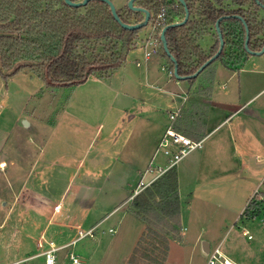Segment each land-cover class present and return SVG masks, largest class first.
<instances>
[{"label": "rangeland", "instance_id": "1", "mask_svg": "<svg viewBox=\"0 0 264 264\" xmlns=\"http://www.w3.org/2000/svg\"><path fill=\"white\" fill-rule=\"evenodd\" d=\"M112 1L115 5L121 2ZM127 2L128 0L126 6ZM154 4L156 3L151 7L153 11L156 10ZM126 6L122 9L123 12H134ZM125 16L130 20L134 19L131 15ZM260 17H264V12H259L258 18ZM152 27L149 21L138 32L132 40V49L129 50L125 62L112 70L108 77L103 78L102 83L93 82L94 75H90L82 83L52 86L38 77L31 66H22L5 77L0 74V159L7 162L12 158L16 161V165L8 167L3 174L0 173V219L9 211L14 198L11 189L15 193L23 185L27 190L46 197L42 203L47 208L44 217L33 211L24 214L29 220H40L41 228L45 227L50 212L54 209L53 204L58 202L53 220L59 221L66 216L65 223L73 226L81 223L79 229L83 234L79 233L77 227L71 229L47 225L46 238L51 236L56 244L77 237L74 242L55 252L54 264H73L71 254L81 264L127 262L141 234L147 231L146 225L133 209V199L128 198L135 185L122 186L124 178L120 165L124 162L126 148L121 146L119 132L127 118L144 112L154 116L160 124L169 123L168 112L175 111L180 106L181 102L177 97L182 99L190 86L196 89L201 85L203 87L198 95L217 99L222 96H217L214 92L230 84L216 77L206 80L207 74L214 67L220 66L219 59L203 69L192 82L189 79L177 80L168 75L169 62L161 54L158 45L157 54L145 61L143 44L145 42L146 50L152 48L151 44L146 43V38L150 40L152 36ZM212 38L214 40L213 36ZM86 50L85 55L89 60L98 51H102V56L109 55L103 44L89 43ZM155 56L164 60L157 61ZM248 57L253 58L256 63L264 64V52L259 55L249 53ZM137 60L140 66L136 65ZM164 63L166 71L160 69ZM241 84L238 78L237 94L240 93L239 98L243 99L247 93L245 91L242 95ZM191 98L188 97L187 102ZM261 100H264V91L252 98L250 108ZM67 102H73L68 109L71 116L64 117L62 110ZM77 102H93L91 110L88 112L87 107L80 106L81 103L78 106ZM197 104L205 105L201 102ZM181 110L182 107L178 111L177 120L181 116ZM77 117H81V120ZM24 120L30 125L26 126ZM200 150L193 151L186 158L190 159L189 157ZM114 155L117 159L114 161L116 166L108 170L102 181L97 184L94 182L93 185L87 182L83 184L84 188H79L81 178L86 172L102 176L107 171L103 168ZM79 161L81 163L77 166ZM167 164L168 157L162 152L157 153L154 166L165 167ZM173 169L161 172L158 176L154 173V177L157 176V180L167 173H173ZM148 178L146 176L144 180L147 181ZM182 178L179 197L180 223L175 238L169 241L168 259L166 258L164 264H205L206 259L199 250L200 239L197 240L199 233L201 237L209 239L212 246L220 243L221 251L233 259H238L241 248H244L242 252H246L248 246L251 260L247 259L246 264H264L262 212L256 220L251 221L247 213L240 216L248 201L241 193L242 188L246 187V181L243 186L237 182L240 179L237 175L227 176L220 178L218 182L207 181L192 189L193 180L190 176ZM239 186L243 187L238 191ZM258 187L260 188L256 190L264 191V186L260 184ZM206 190L214 196L208 201L202 198ZM80 199L82 202L79 203ZM3 201H7V206H3ZM18 224L17 258H23L18 264H45V255L37 253L48 248V245H35L33 238L24 237L29 228ZM92 225L94 226L91 230L86 231ZM245 226L250 230L253 239L248 240L243 234ZM30 235L36 237L39 231Z\"/></svg>", "mask_w": 264, "mask_h": 264}, {"label": "trees", "instance_id": "2", "mask_svg": "<svg viewBox=\"0 0 264 264\" xmlns=\"http://www.w3.org/2000/svg\"><path fill=\"white\" fill-rule=\"evenodd\" d=\"M185 1L189 8V18L183 25L170 27L165 32L169 50L176 58L179 75L194 73L215 54L220 43L215 23L223 14L227 17L220 21L219 26L224 46L216 58L223 66L231 70L237 69L249 54L244 44V24L232 14H240L246 18L250 31L248 48L260 50L264 47V20H260L255 14L248 13L246 16L239 7L254 4L259 9L264 6V0ZM153 3H156L155 11L151 9ZM136 5L144 6L150 11L152 37L169 62L170 75L175 78L174 62L163 49L160 32L166 24L176 21L177 17L179 20L183 18L184 7L180 4L176 8L175 0H136ZM218 6L223 8L219 9ZM163 7L166 17L161 20L158 14ZM117 13L128 23L138 22L143 18L142 12L128 13L127 10L123 12L117 9ZM126 14L134 19L126 18ZM142 28H123L113 18L108 5L99 0H90L80 7L69 6L63 0H0V74L5 77L22 66H31L38 77L52 86L82 83L90 75L106 78L112 70L125 62L132 40ZM209 35L214 37V42L209 50H205L201 42ZM89 43L103 44L109 55L102 56V51H98L89 60L85 55ZM25 60L34 63L20 65L9 72L17 62ZM193 80L194 77L189 79L190 82ZM180 113L181 118L175 120L176 129L194 138H201L206 134L199 124L201 119L196 116V112L186 113L181 110ZM258 204L257 201L250 203L247 215ZM132 205L147 231L141 234L125 264H164L169 241L175 238L180 223L175 174L167 173L145 187L133 197Z\"/></svg>", "mask_w": 264, "mask_h": 264}, {"label": "crops", "instance_id": "3", "mask_svg": "<svg viewBox=\"0 0 264 264\" xmlns=\"http://www.w3.org/2000/svg\"><path fill=\"white\" fill-rule=\"evenodd\" d=\"M126 1L127 0H121L119 5H115V3L113 1L112 2L114 3L116 9L124 10ZM176 21H179V17L176 18ZM212 39V36L209 35L201 42L202 47H205V50H209L210 46L213 44L214 40ZM143 47L145 53V50L147 49L145 42ZM155 54H157V51L152 53L149 57H145L144 55V60H150ZM155 59L157 61L160 59L164 60V58H158L156 56ZM136 65L140 66V62L138 60L136 61ZM165 67L166 64L164 63V66L161 65L160 69L166 71ZM167 73L171 78H173L169 71ZM207 75V81L216 77V79L226 80L227 82H230V84L228 87H224V89L214 92L217 96H222H219L217 99L210 96L207 97L200 94L198 95V92L202 90L201 87H203L201 85L196 89L190 86L182 99L177 97L181 104L178 108H176V110L179 111L182 107V110L186 111V113L192 111L196 112V116L201 119L199 124L206 133L201 138H194L180 131L189 136L191 139H201L202 145L203 142L205 144L203 146L201 145L200 148H197L201 150L192 157H189L190 159H187L186 157L193 151L186 155L173 167L179 197H181L183 176H190V179L193 180L191 181V187L193 189L194 186H202L207 181L218 182L220 178H225L227 176L234 177V175H237V178H240L237 180L240 185L244 186L245 181L247 183L246 187L239 186L237 187V190L239 191V189L243 187L241 193L249 200L255 190L260 188L258 187L260 184L261 186H264V182H261V180L264 179V100H261L259 104L250 108L252 98L261 91H264V64L256 63L253 58L250 59L247 57L244 63L237 69L231 70L220 64V66L214 67V69ZM89 78L90 77H88L85 81ZM92 78L93 82H103V78L100 79L96 76H93ZM238 78H240L242 83V95L245 91L247 93L246 97L244 96L243 99L239 98L240 93L237 94L236 80ZM174 79L177 78L175 77ZM207 90H205V92ZM213 90L214 87L211 90V93H213ZM188 97H192L190 102H187ZM196 101L201 102L206 106L202 104H200V106ZM72 103L73 102H67L66 105H64L62 110L64 117L68 115L71 116V112L68 109L71 107ZM92 103L93 102H77L76 105L79 106L80 104V106L83 105L84 107H87L89 112L91 110ZM244 108H248L249 110L247 109L244 111ZM171 112L172 111L168 112V117ZM181 116L179 118H181ZM77 118L81 120V117ZM175 120L173 122L174 124ZM170 122L169 118V123ZM169 123L164 122L160 124L155 120L154 116L144 114V112H142L130 115V117L126 120L125 125L119 132L122 142L121 146L123 149L126 148L124 162L120 165L124 178L122 186L133 187V185H135L132 190L133 193H131L128 198L133 199L136 193L138 194L141 190L156 180H153L154 173H156V167L151 165V162L157 148L158 140ZM224 127L225 129L223 130ZM115 160H117L116 155H114L110 163L103 168V170L107 169V171L103 173L102 176H99L98 173L86 172L81 178L79 188H84L85 186L83 184H86L87 182H90L91 185H93L94 182L97 184L98 181H102V179L106 177L108 170L111 167L116 166V162H114ZM1 161L6 162L4 159H0V162ZM80 163L81 161L77 163V166ZM14 165H16V161L11 158L10 161L6 162L4 168H0V173L3 174L8 167L11 168ZM150 168L152 169L150 170ZM29 170H31V168ZM146 176L149 177L147 181L144 180ZM141 182L143 185H140ZM256 191H260L259 195H264V191H261L260 189ZM11 193L14 194V198L11 202L9 211L3 215L2 219H0V264H7L23 259L17 258V236L19 233L18 223H20V226L29 228V232H26L24 237L30 236L33 238L35 245L38 247H43L44 244H46L49 248V243L52 242L54 246L59 247L60 249L66 247L69 243H72L75 239H77V237H74L70 241L56 244L51 236L46 238L48 230L47 225H54L58 227L64 226L71 229L73 227H77L79 229L81 226V223L74 226L65 223L66 216L62 217L59 221L53 220L55 214L57 213L59 205L58 202L53 204L54 209L50 212L45 227L41 228L40 220H29L24 214L33 211L38 216L44 217L47 212V208L43 206L42 203L46 197L33 190H27L24 185L21 186L15 193L13 192V189H11ZM204 195L205 196H202V198L206 201L214 197L208 190H206V194ZM80 202H82V199L79 200V203ZM7 204V201H3V206H7ZM226 210L229 211L228 209ZM93 226L94 225L90 226L86 231L91 230ZM38 231V236L35 237L30 235L31 233H38ZM80 232L81 231L79 229V233ZM197 238V240L200 239V253L203 258L206 259V252L202 246V242L205 241L207 243L205 249H209V247L212 246L210 240L205 237H201L200 233ZM248 243L250 244V242ZM243 250L244 248H241L240 251L242 252ZM245 250L246 252H242V254L240 252L238 256H241L238 257V259L228 257L234 262V264H246L247 259L251 260V254H248V246ZM43 251L37 254H42Z\"/></svg>", "mask_w": 264, "mask_h": 264}, {"label": "built area", "instance_id": "4", "mask_svg": "<svg viewBox=\"0 0 264 264\" xmlns=\"http://www.w3.org/2000/svg\"><path fill=\"white\" fill-rule=\"evenodd\" d=\"M165 17H166V10L163 7L161 8L160 13L158 14V18L164 20ZM146 43L152 45V48L150 50H145L144 53L145 57H149L152 53L156 51L157 42L156 39L151 36L150 40L147 39ZM177 115H178V110L172 111L170 113L169 118L171 122L168 124V126L164 130L163 134L161 135L157 143V148L155 150L151 165L154 166V158L159 152H162L165 156L168 157V164L165 167L162 166L156 167L157 176L159 173L166 172L167 170L173 168L186 155H188L195 149L200 148L202 145L201 139L200 140L191 139L189 136L175 129L173 122L176 119ZM5 165H6L5 161L0 162V168H4ZM151 169L152 168H150V170ZM156 177H154L153 180ZM140 185H143L142 182ZM257 194L258 192L255 190V192L250 196L249 200L247 201L245 208L240 212V216H243L246 213V210L250 206V203L257 201V203L259 204L255 206L252 213L248 215V219L256 220L259 217V214L262 212L261 220L264 221V195L258 194L257 196ZM80 234L83 233L80 232ZM243 234L246 235L248 239L252 238V234L250 233V230L247 227L243 228ZM58 249L59 247L54 246L52 242L49 243V248L42 252V254L45 255V264H54L55 252ZM70 258L73 264H81L80 260H78V258H76L74 255L71 254ZM20 261L21 260L13 261L7 264H18ZM205 264H234V262L221 251L220 243H219L209 247L206 254Z\"/></svg>", "mask_w": 264, "mask_h": 264}, {"label": "water", "instance_id": "5", "mask_svg": "<svg viewBox=\"0 0 264 264\" xmlns=\"http://www.w3.org/2000/svg\"><path fill=\"white\" fill-rule=\"evenodd\" d=\"M63 1H64L65 4H67L69 6L80 7V6L86 5L90 0H63ZM99 1H102V2H104V3H106L108 5L113 18L125 29L142 28L145 25H147L148 22H149L150 15H151L150 11L147 8H145L144 6L136 5L135 4L136 0H128V2H127V7L130 10L135 11V12H142L143 13L142 20H140L138 22H134V23H128V22H125L124 20H122L121 17L117 13V9H116L114 3L111 0H99ZM178 1L184 7V17L181 20H179V21H174V22H171L169 24H166L162 28V30L160 32V41H161V44L163 46V49H164L166 55L170 57L172 62H174V69H173L174 76L177 79H190L192 77H196L210 62H212L214 59H216L218 57V55L221 53V51L223 49V46H224V39H223V36L221 34V31H220L219 23L224 17H227V16H220L217 19L216 23H215L216 31L218 32V37H219V41H220L219 47H218L217 51L215 52V54L212 55L210 58H208L203 64H201L194 73L188 74V75H179L178 74V70H177L176 58L171 54V52L169 50V47H168V44H167V39H166V36H165V32H166V30L168 28L183 25L188 19L189 11H188V7H187V4H186V1L185 0H178ZM231 16L237 17V15H235V14H232ZM241 20L243 21V23L245 25V29H246L245 47L248 49V52L251 53V54H254V55L261 54L262 52H264V47H262L260 50H251V49L248 48V46H247L248 27H247V24H246L245 20L243 18H241ZM33 63L34 62L30 61V60L17 62L9 72H13L20 65H27V64L29 65V64H33ZM247 109L248 108H244V111H246ZM24 124L26 126L30 125L26 120H24ZM202 244H203L202 246H203V248H204V250H205V252L207 254L208 248L205 249V246L207 245V243L205 241H203Z\"/></svg>", "mask_w": 264, "mask_h": 264}, {"label": "flooded vegetation", "instance_id": "6", "mask_svg": "<svg viewBox=\"0 0 264 264\" xmlns=\"http://www.w3.org/2000/svg\"><path fill=\"white\" fill-rule=\"evenodd\" d=\"M192 3H195V2H197L196 0H190ZM180 2L178 1V0H175V7L176 8H179L180 7V4H179ZM187 4V3H186ZM182 5V4H181ZM188 7V6H187ZM240 8H242V10H243V12H244V14L246 15V16H248V13H250L251 15L252 14H255L256 16H258V14H259V12L260 11H262V12H264V6H261L259 9L254 5V4H250L249 6H239ZM218 8L219 9H222L223 7H221V6H218ZM188 11H189V8H188ZM190 15V14H189ZM235 15H237V18H239L240 20H241V18H243L244 20H245V22H246V24H247V21H246V18L243 16V15H240V14H235ZM221 16H227L226 14H223V15H221ZM184 17V16H183ZM220 17V16H219ZM218 17V18H219ZM188 18H189V16H188ZM217 18V19H218ZM225 18V17H224ZM223 18V19H224ZM260 20H264V17H260ZM217 21V20H216ZM242 21V20H241ZM242 23H243V21H242ZM244 24V23H243ZM244 27H245V25H244ZM247 27H248V24H247ZM249 34H250V31H249V27H248V41H247V46H248V43H249V41H250V36H249ZM245 40H246V29H245ZM245 40H244V44H245Z\"/></svg>", "mask_w": 264, "mask_h": 264}]
</instances>
